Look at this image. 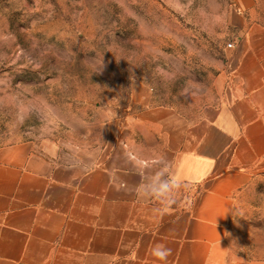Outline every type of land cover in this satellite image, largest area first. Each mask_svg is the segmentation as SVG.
I'll list each match as a JSON object with an SVG mask.
<instances>
[{
	"label": "crops",
	"instance_id": "crops-1",
	"mask_svg": "<svg viewBox=\"0 0 264 264\" xmlns=\"http://www.w3.org/2000/svg\"><path fill=\"white\" fill-rule=\"evenodd\" d=\"M214 89L186 113L136 84L80 162L0 143V264H264L263 26L229 49ZM157 174L179 182L168 206L137 194Z\"/></svg>",
	"mask_w": 264,
	"mask_h": 264
},
{
	"label": "rangeland",
	"instance_id": "rangeland-1",
	"mask_svg": "<svg viewBox=\"0 0 264 264\" xmlns=\"http://www.w3.org/2000/svg\"><path fill=\"white\" fill-rule=\"evenodd\" d=\"M255 25L264 0H0V143L87 159L136 84L156 104L199 109Z\"/></svg>",
	"mask_w": 264,
	"mask_h": 264
},
{
	"label": "clouds",
	"instance_id": "clouds-1",
	"mask_svg": "<svg viewBox=\"0 0 264 264\" xmlns=\"http://www.w3.org/2000/svg\"><path fill=\"white\" fill-rule=\"evenodd\" d=\"M163 160V159H162ZM179 187V182H175L171 177L167 181H161L159 174L155 175L150 186L140 184L138 186V195L142 197H156L162 200L165 206L173 202L176 196L175 188ZM160 251L157 253L158 258L164 259L170 250L164 249L163 246H158Z\"/></svg>",
	"mask_w": 264,
	"mask_h": 264
},
{
	"label": "built area",
	"instance_id": "built-area-1",
	"mask_svg": "<svg viewBox=\"0 0 264 264\" xmlns=\"http://www.w3.org/2000/svg\"><path fill=\"white\" fill-rule=\"evenodd\" d=\"M229 46H233V43H232V42H230V43H229Z\"/></svg>",
	"mask_w": 264,
	"mask_h": 264
}]
</instances>
